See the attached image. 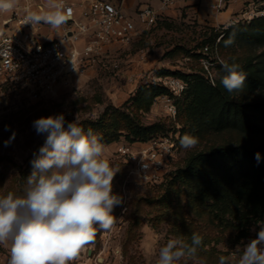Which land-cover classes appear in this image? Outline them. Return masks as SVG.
<instances>
[{
	"label": "rangeland",
	"instance_id": "rangeland-1",
	"mask_svg": "<svg viewBox=\"0 0 264 264\" xmlns=\"http://www.w3.org/2000/svg\"><path fill=\"white\" fill-rule=\"evenodd\" d=\"M221 26L216 30L221 32L229 24ZM210 27L213 26L193 18L159 17L151 26L140 24L129 46L119 43L111 46L105 66L98 63L89 67L77 74L72 84L61 86L42 98H33L0 81V197L9 193L24 194L27 178L33 171L31 161L40 155L39 149L46 139L45 134H37L33 127V122L40 117L63 113L66 122L76 121L79 125L98 120L108 109L121 108L136 111L144 124H161L153 136L179 133L170 171L161 183L154 185L128 175L124 158L118 152L120 143L127 140L125 135L119 141L103 143L104 159L114 172L118 171L112 181L113 194L122 197L123 202L113 208L112 214L116 217L113 228L106 231L97 226L94 240L85 245L70 264H156L160 247L169 239L190 244L193 233L203 237L202 245L194 256L186 255L176 264H219L221 256L227 264H237L243 241L256 237L259 227L264 226V220L253 222L248 237L240 238L243 227L238 219L228 214L216 217L210 206L191 196L187 183L172 180L175 171L184 166L190 151L234 143L242 136L235 130H206L196 134L182 131L186 119L182 104L177 102L175 118L166 107L167 99L176 100L167 78L179 76L163 75L159 71L199 72L215 84L222 76V61L241 64L264 51L260 42L244 38L220 47V36L209 38ZM254 29L253 25L247 27L249 31ZM206 36L209 39L202 47L200 43ZM151 81L166 86L168 93L157 97L150 109L136 110L127 100L141 84ZM182 94L177 96L182 97ZM244 94L251 99L264 98V89ZM88 129L91 128L84 130ZM91 130L99 136V129ZM186 133L198 137L194 148L181 147L180 138ZM8 259V246L0 245V264H8Z\"/></svg>",
	"mask_w": 264,
	"mask_h": 264
},
{
	"label": "clouds",
	"instance_id": "clouds-1",
	"mask_svg": "<svg viewBox=\"0 0 264 264\" xmlns=\"http://www.w3.org/2000/svg\"><path fill=\"white\" fill-rule=\"evenodd\" d=\"M15 7V0H0V13ZM52 10L30 14L26 23H48L58 28L71 18L62 3ZM232 38L225 44L232 43ZM227 73L221 84L229 93L242 90L246 75L236 63L221 62ZM67 123V127H65ZM37 134H45L40 155L31 161L33 171L22 196L9 193L0 197V245L9 249L8 264H70L100 229L110 231L116 217L113 208L123 200L113 194L116 174L104 159L105 146L91 129L76 121L66 122L63 113L40 117L33 122ZM198 137L180 138L184 149L194 148ZM203 237L191 236V243L169 239L159 249L156 264H176L194 256ZM239 249V247H238ZM219 264H227L225 257ZM237 264H264V226L240 252Z\"/></svg>",
	"mask_w": 264,
	"mask_h": 264
},
{
	"label": "trees",
	"instance_id": "trees-1",
	"mask_svg": "<svg viewBox=\"0 0 264 264\" xmlns=\"http://www.w3.org/2000/svg\"><path fill=\"white\" fill-rule=\"evenodd\" d=\"M251 25L255 29L247 30ZM208 29L211 31L209 38L220 36V47L226 46L225 41L229 38L233 42L244 38L264 45V17L229 24L221 32L215 26ZM209 38L206 36L200 45L205 46ZM239 65L246 80L242 90L231 93L221 84V78L227 74L223 68L222 76L215 84L199 72L188 74L161 69L159 73L177 75L188 82L182 97L176 99L186 116L182 131L196 134L206 130H235L242 136L234 143L190 151L184 166L172 176V180L187 183L191 187V196L210 206L216 217L223 218L228 214L238 219L243 227L239 234L241 238L248 237L253 222L264 220V98L251 99L244 94L264 89V51ZM167 93L166 86L151 81L141 84L127 103L136 110H148L157 97ZM79 126L99 129L102 143L119 141L122 135L131 142L144 141L161 128L159 123L144 124L136 111L121 108L108 109L98 120L84 121Z\"/></svg>",
	"mask_w": 264,
	"mask_h": 264
},
{
	"label": "built area",
	"instance_id": "built-area-1",
	"mask_svg": "<svg viewBox=\"0 0 264 264\" xmlns=\"http://www.w3.org/2000/svg\"><path fill=\"white\" fill-rule=\"evenodd\" d=\"M28 1V0H27ZM231 0H215V13L225 10ZM57 0L64 10H71L66 29L61 37L42 41L25 32L0 36V81L12 88L27 92L33 98L53 94L61 86L72 84L77 74L98 63L106 65L108 50L115 43L129 46L137 35L138 25L151 26L160 17L151 7L140 8L137 17L127 15L123 9L110 0ZM89 2L87 5H85ZM174 0H162V7H168ZM30 5L25 6L29 11ZM79 11V17L76 13ZM24 20L26 23V18ZM264 17V0H248L241 11L233 16L229 24L251 21ZM83 20H81V19ZM27 25L31 23H26ZM32 25V24H31ZM35 25V24H33ZM85 38L82 47L77 42ZM117 67V63L114 64ZM172 97L177 99L188 86L183 78H167ZM167 111L172 117L178 114L176 100L166 101ZM179 133L152 136L144 141L120 143L118 152L124 158L129 176L149 184L161 183L170 171L171 159L177 153ZM255 237L243 241V247Z\"/></svg>",
	"mask_w": 264,
	"mask_h": 264
},
{
	"label": "crops",
	"instance_id": "crops-1",
	"mask_svg": "<svg viewBox=\"0 0 264 264\" xmlns=\"http://www.w3.org/2000/svg\"><path fill=\"white\" fill-rule=\"evenodd\" d=\"M57 0H15V7L9 12L0 13V36L16 35L22 38L25 32H29L31 36L38 40L47 41L62 36L66 29L63 24L58 28L52 27L48 23L40 22L35 25H27L24 18L27 15L37 13L43 14L50 10V4L56 3ZM79 3L78 0H70ZM112 3L120 6L123 11L136 18L140 8L151 6L155 8L160 17H168L173 19L193 18L199 22L219 27L229 24L231 18L236 16L248 0H231L225 10L215 13L212 4L215 0H174L173 4L168 7H162V0H110ZM87 2L85 5H87ZM30 5L29 11L25 10V6ZM79 17V11L76 13ZM81 19V18H80ZM83 20V19H81ZM85 38H81L77 44L82 47Z\"/></svg>",
	"mask_w": 264,
	"mask_h": 264
}]
</instances>
